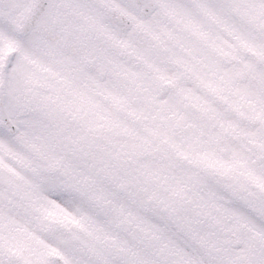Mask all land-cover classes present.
I'll return each instance as SVG.
<instances>
[{
	"label": "snow or ice",
	"instance_id": "6c2138e0",
	"mask_svg": "<svg viewBox=\"0 0 264 264\" xmlns=\"http://www.w3.org/2000/svg\"><path fill=\"white\" fill-rule=\"evenodd\" d=\"M0 264H264V0H0Z\"/></svg>",
	"mask_w": 264,
	"mask_h": 264
},
{
	"label": "rangeland",
	"instance_id": "374dc122",
	"mask_svg": "<svg viewBox=\"0 0 264 264\" xmlns=\"http://www.w3.org/2000/svg\"><path fill=\"white\" fill-rule=\"evenodd\" d=\"M209 102L215 104L218 107V109L224 113V115H225L226 118H228V119H235V120L240 121L241 123L244 122V117L242 115H235V114L229 112L225 106L219 104V102L213 100L212 98H209ZM146 159H150V157H146ZM128 166L130 168L131 167H134V165L131 162H129V165ZM128 195H129V197L132 196L131 193H129Z\"/></svg>",
	"mask_w": 264,
	"mask_h": 264
}]
</instances>
